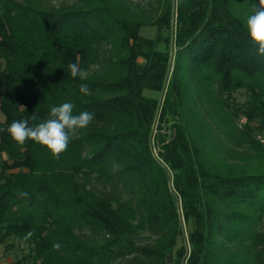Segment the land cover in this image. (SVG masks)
<instances>
[{
    "label": "trees",
    "instance_id": "1",
    "mask_svg": "<svg viewBox=\"0 0 264 264\" xmlns=\"http://www.w3.org/2000/svg\"><path fill=\"white\" fill-rule=\"evenodd\" d=\"M244 1L0 0V264H264V173L215 158L264 130ZM65 102L94 120L59 159L7 132Z\"/></svg>",
    "mask_w": 264,
    "mask_h": 264
},
{
    "label": "clouds",
    "instance_id": "2",
    "mask_svg": "<svg viewBox=\"0 0 264 264\" xmlns=\"http://www.w3.org/2000/svg\"><path fill=\"white\" fill-rule=\"evenodd\" d=\"M245 28L251 43L256 46L258 54L264 56V0L259 3L253 2L252 14L248 15L245 22ZM72 78L79 77L81 80L87 79L88 73L80 68L78 64L68 65ZM79 91L88 95L90 93L87 84H80ZM25 110L24 106H19ZM74 105L71 102H65L58 106H52L48 117L40 123L29 125L28 119L14 120L7 128V132L12 140L19 145H24L26 141L32 140L35 143L47 148L51 155L59 159L65 152L72 137L80 129L87 128L94 120V113L91 111H81L74 114ZM32 121L37 120V115L33 112L30 116ZM114 170L119 166L114 165ZM18 198H28L29 194L25 191H17ZM33 235L29 231L24 237L25 240ZM58 248L59 245H54Z\"/></svg>",
    "mask_w": 264,
    "mask_h": 264
},
{
    "label": "rangeland",
    "instance_id": "3",
    "mask_svg": "<svg viewBox=\"0 0 264 264\" xmlns=\"http://www.w3.org/2000/svg\"><path fill=\"white\" fill-rule=\"evenodd\" d=\"M240 6L247 8L248 5L245 4L244 0H241ZM140 33L144 36H150L152 37L154 35V28L152 27H142L140 29ZM144 95L146 96H152V97H160L161 93H159L156 90L152 89H145ZM233 97L238 101H243L246 98V92L243 89H237L233 93ZM3 116L0 114V119H2ZM211 117L206 116L204 118L205 122H208V127L213 126V123L211 121ZM203 121V122H204ZM243 121V120H242ZM210 124V125H209ZM211 138L218 137L217 132L211 134ZM256 138L259 140V146L260 147H249L250 145L244 146H236V147H228L223 146L220 147L218 152L215 154V158H220L225 161H227L228 164H231L234 169H239L238 167H246L248 170H251V172H257V173H264V150H263V143L261 144V139H264V130L261 132V134H258ZM210 139V138H208ZM261 227L264 229V224L261 222ZM19 254L18 247H13L10 249H5L3 244H0V261L4 260H12Z\"/></svg>",
    "mask_w": 264,
    "mask_h": 264
},
{
    "label": "built area",
    "instance_id": "4",
    "mask_svg": "<svg viewBox=\"0 0 264 264\" xmlns=\"http://www.w3.org/2000/svg\"><path fill=\"white\" fill-rule=\"evenodd\" d=\"M262 142H264V139H261ZM262 223L264 224V213H263V216H262Z\"/></svg>",
    "mask_w": 264,
    "mask_h": 264
}]
</instances>
